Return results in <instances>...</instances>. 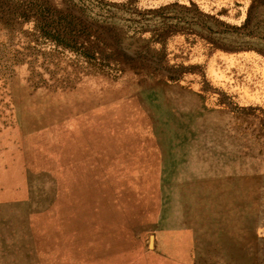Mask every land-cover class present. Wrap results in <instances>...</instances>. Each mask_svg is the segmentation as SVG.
<instances>
[{
    "label": "rangeland",
    "instance_id": "1",
    "mask_svg": "<svg viewBox=\"0 0 264 264\" xmlns=\"http://www.w3.org/2000/svg\"><path fill=\"white\" fill-rule=\"evenodd\" d=\"M0 264H264V0H0Z\"/></svg>",
    "mask_w": 264,
    "mask_h": 264
},
{
    "label": "crops",
    "instance_id": "2",
    "mask_svg": "<svg viewBox=\"0 0 264 264\" xmlns=\"http://www.w3.org/2000/svg\"><path fill=\"white\" fill-rule=\"evenodd\" d=\"M72 167L76 168L75 165L72 166V163L69 164V165H67V164H65V165L62 164V168H63V170H60V172L64 173V175H66V174L70 173V172H69V169H70L71 172L74 174L75 171L72 170V169H73ZM67 168H68V169H67Z\"/></svg>",
    "mask_w": 264,
    "mask_h": 264
}]
</instances>
